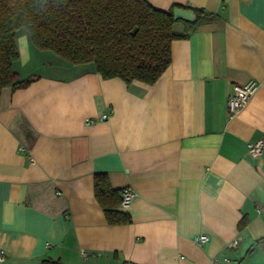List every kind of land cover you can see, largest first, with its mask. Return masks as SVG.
I'll return each instance as SVG.
<instances>
[{
  "label": "crops",
  "instance_id": "crops-1",
  "mask_svg": "<svg viewBox=\"0 0 264 264\" xmlns=\"http://www.w3.org/2000/svg\"><path fill=\"white\" fill-rule=\"evenodd\" d=\"M148 1L219 15L171 41L153 83L104 78L17 30L13 67L29 82L0 93V264H264V150L248 153L264 138V0ZM97 171L134 191L119 206L129 222L107 221Z\"/></svg>",
  "mask_w": 264,
  "mask_h": 264
},
{
  "label": "trees",
  "instance_id": "trees-1",
  "mask_svg": "<svg viewBox=\"0 0 264 264\" xmlns=\"http://www.w3.org/2000/svg\"><path fill=\"white\" fill-rule=\"evenodd\" d=\"M176 6L191 8L194 21L186 31L173 25ZM217 13L178 3L168 9L148 0H0V93L4 87L25 86L13 63L18 59L17 30L25 28L32 43L71 63L92 62L102 77H119L126 83H153L169 65L171 41L187 31L214 22ZM94 194L109 223L131 220L119 209L121 190L113 188L106 172L94 173ZM243 217L240 224L245 223ZM37 264H64L45 258Z\"/></svg>",
  "mask_w": 264,
  "mask_h": 264
},
{
  "label": "built area",
  "instance_id": "built-area-1",
  "mask_svg": "<svg viewBox=\"0 0 264 264\" xmlns=\"http://www.w3.org/2000/svg\"><path fill=\"white\" fill-rule=\"evenodd\" d=\"M258 86V82L255 79H249L244 83H234L232 86L231 93L226 98V107L230 114L236 113L242 106L246 104L250 96L255 92ZM108 113L104 112L99 115V118L105 119L107 118ZM262 150H264V138H259L253 142L248 143V153L252 156H258L261 154ZM57 193H60L57 191ZM135 193L132 189L128 187H124L121 190V201L120 206L122 208L127 207ZM209 235L206 233H199L193 237V240L197 243H204L208 241ZM237 238H233L228 242V246L234 247L237 244ZM4 257V253L0 252V260ZM216 258L212 259V262L215 261Z\"/></svg>",
  "mask_w": 264,
  "mask_h": 264
},
{
  "label": "water",
  "instance_id": "water-1",
  "mask_svg": "<svg viewBox=\"0 0 264 264\" xmlns=\"http://www.w3.org/2000/svg\"><path fill=\"white\" fill-rule=\"evenodd\" d=\"M173 16L175 19L194 21L196 19V13L191 8L176 6L173 8Z\"/></svg>",
  "mask_w": 264,
  "mask_h": 264
},
{
  "label": "rangeland",
  "instance_id": "rangeland-1",
  "mask_svg": "<svg viewBox=\"0 0 264 264\" xmlns=\"http://www.w3.org/2000/svg\"><path fill=\"white\" fill-rule=\"evenodd\" d=\"M20 31H24L26 34L28 33V31L25 29V28H21L20 30H19V32ZM19 32H17L18 33V35H19ZM29 34V33H28ZM54 53V52H53Z\"/></svg>",
  "mask_w": 264,
  "mask_h": 264
}]
</instances>
